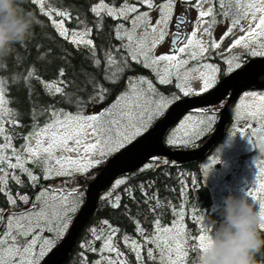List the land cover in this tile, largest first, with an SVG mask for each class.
Masks as SVG:
<instances>
[{"label":"snow or ice","instance_id":"obj_1","mask_svg":"<svg viewBox=\"0 0 264 264\" xmlns=\"http://www.w3.org/2000/svg\"><path fill=\"white\" fill-rule=\"evenodd\" d=\"M184 2L198 11L191 32L182 31V25L187 23L183 15L176 20L175 31H169L177 0H161L159 3L157 0H121L118 6L115 3H107L106 0H99L94 4L90 10L98 18L96 27L102 28L105 15L119 21L114 32L115 38L122 42L119 48L110 46L104 53V80L112 85L119 83L126 71L134 70L131 61L152 70L161 85L171 84L173 79H176V88L183 96L207 93L218 82L219 66L203 64L207 71H199L198 78L202 80V85L197 91L188 86L190 72L196 71L195 68L189 69L188 65L190 61L199 62L207 58L208 53L219 49L223 40L233 36L236 29L244 34L236 38L227 51L241 47L246 49L250 56L264 57V0ZM31 3L38 6L39 12L49 18L59 36L77 48L87 47L93 65L100 67L101 60L96 56V44L90 38L92 28L84 25L80 30H70L66 27V21L73 19L70 11L51 6L49 0H31ZM205 4L209 6L205 8ZM141 6H146L148 10L141 11ZM154 9L158 11L155 19L151 16ZM217 15L229 21L219 40L212 37V29L218 22ZM244 21H247V27L242 23ZM80 23L83 25L82 21ZM204 24H208V27H203ZM169 35L172 38V46L168 52L157 54L156 49ZM205 35L209 37L207 42L204 40ZM124 52L127 55H124ZM115 53H120L119 59ZM241 61L240 54L224 58L225 71L233 73L241 69ZM64 75V69L61 68L57 80L44 81L36 75L34 68H30L23 79L27 83L31 78H35L50 94H60L68 98L69 94L65 92L68 82L63 79ZM88 84L93 88L89 101L103 102L110 94L109 89L96 81L94 76L89 75ZM6 93V79L0 78V137L5 141L0 143V192L6 194L10 205H17L19 200L28 207L12 211L7 216L4 215V209L0 208V222L6 225L4 229H0V264H41L68 231L72 215L83 202L82 193L78 187L62 194L58 193L54 186H44L34 197L19 193L13 195L7 187L9 179L23 184L21 175H26L32 186L38 185L41 175H37L28 164L38 168L45 180L55 176L87 174L90 169L103 163L101 158L118 152L147 132L154 119L162 116L168 106L179 100L180 96L165 97L157 91L152 80L144 76H130L126 81V90L99 113L85 114L86 102L80 98L75 101V112L49 106L44 110L49 113V119L42 126L34 123L33 130L24 137L25 143L17 148L12 143V136L6 125L18 126L20 122L16 119L15 110L8 107L10 101ZM68 102L72 103L71 99ZM239 108L244 111L237 112L238 119L243 115L264 124V93H245ZM33 113L35 115V108ZM215 113L214 108H201L196 114H190L185 118V122L173 130L168 143L173 146L193 144L206 129L210 130L216 119ZM194 119V124L188 123ZM252 127L253 125H248L249 129ZM244 131L245 129H240L241 133ZM260 150L264 151V142L261 143ZM217 162L218 158L214 156L212 163ZM154 163L146 165L145 169L152 168ZM16 170H19L20 175ZM209 170L205 169V176ZM125 183L126 179H118L115 187ZM140 187L143 191L144 186ZM126 191L131 195V189ZM245 194L258 205L264 217V161H261L255 180ZM144 196L145 203L155 201V206H149V212L155 215L152 231L149 232L138 220H134L135 231L140 239L128 235L122 237L123 244L134 254L137 264H188L190 252H197L200 264H204L203 257L213 244L214 233L213 226L204 222L205 216L201 214L193 217L201 227L198 235L190 236L184 223L183 205L179 209L172 206L171 211L176 219L170 224H162L160 216L156 215L162 207L160 200L155 195L149 197L146 191ZM104 198L112 200L114 208L120 207V197L113 198L112 192L106 193ZM102 224L106 228L90 229L94 241H102L101 247L97 249L91 243L82 244L81 247L99 254L100 259L94 264H129L117 240L120 229L110 225L107 220ZM260 228L264 230V223H261ZM46 232L54 235L46 236ZM81 257L86 261L83 254Z\"/></svg>","mask_w":264,"mask_h":264},{"label":"trees","instance_id":"obj_2","mask_svg":"<svg viewBox=\"0 0 264 264\" xmlns=\"http://www.w3.org/2000/svg\"><path fill=\"white\" fill-rule=\"evenodd\" d=\"M98 2L99 0H49L51 6L71 12L73 19L66 21V27L70 30H80L84 25L92 28L90 38L94 40L96 56L101 60L99 68L93 65L92 56L87 47L80 46L77 48L59 36L57 30L51 25L49 18L39 12L38 6H34L31 0H19L22 10L25 13H31L35 18V23L28 37L22 42L15 43L11 53L0 59V78L6 79V95L10 101L8 107L15 110L16 119L20 122L18 126L6 125L12 136V143L17 148L25 143L24 137L33 130L34 123L42 126L49 119V113L44 111L49 106L75 112V101L80 98L86 102L84 105L86 113L97 105V102L89 101V96L93 94L92 85L88 84L89 75L94 76L96 81L109 89L110 94L102 102L105 106L109 105L120 93L126 90L125 80L128 75L144 76L152 80L156 79L152 70H146L141 65L130 61L134 70L126 71L120 78L119 83L112 85L104 80V53L110 46L119 48L122 42L115 38L114 32L119 21L105 15L102 21V28L98 29L96 27L98 18L90 9ZM106 2L115 3L118 6L121 0H106ZM157 2L159 3L161 0H157ZM145 8V6H141L140 10L144 11ZM81 21L83 25L80 23ZM115 54L117 59H119L120 53ZM123 54L127 55L126 52ZM247 55L249 54L247 53ZM214 61L220 62L219 59ZM220 64L223 66L221 69L223 73L220 75V78H222L225 75L226 68L223 62ZM30 68H34L36 75L44 81L57 80L60 69H64L65 75L63 79L68 82L65 92L69 94V97L66 98L60 94H50L41 82L35 78H31L26 83L23 77L27 75ZM156 88L165 97L170 98L172 95H179L180 99L185 97L179 92L174 83L156 85ZM69 99H71L72 103L68 102ZM33 108H35V115ZM172 132L173 129H170L165 136V141L171 148L194 149L201 143L196 140L188 146L170 145L168 144V139ZM254 154L262 155L261 157L264 161V151H261L260 148L255 149ZM106 162L107 160L92 168L88 176H91V178L92 176L93 178L98 176L104 169ZM153 162L155 163L152 168L145 169L146 165ZM146 165L132 173L120 176L119 179H126L125 184L120 185L118 188L114 184L100 195L96 210L82 228L72 252L63 264H94L95 261L99 260L100 256L97 252L88 251L86 248H82L81 245L91 243L97 249L101 247L102 241H94L90 229L106 228L102 224L105 220L110 225L120 229L117 234L119 247L126 253L131 264H137L134 254L123 244L122 237L128 235L138 240L140 239L135 231L134 220H138L149 232L152 231L155 215L149 212V206H155V201L150 200L145 203L144 191L148 193L149 197L155 195L160 200L162 207L158 209L156 215L160 216L162 224H170L173 219H176L175 214L171 211L172 206H176L179 209L183 205L185 209L184 223L187 225V232L190 236L199 234L201 225L193 217L201 214L205 216L204 222L212 225L215 230L219 218L218 206L224 197L234 192L229 189L220 190L219 188H214L205 176L202 160L172 164L165 157H153L149 159ZM27 166L33 168L37 175L42 176L38 168H34L32 164ZM16 172L20 175L19 170H16ZM23 181V184L13 183L14 188L11 191L15 194L28 191L30 189L28 180L24 179ZM141 185L144 186L143 191L141 190ZM126 189H131V195ZM108 192H112L113 198L115 196L120 197L119 208H114L112 200L104 198ZM81 193L83 202L72 215L73 217L77 216L86 200L85 191H81ZM8 206L6 195L0 192V208L6 210ZM61 241L62 238L57 244ZM81 254L86 257V261L82 260ZM146 264H151V262H146ZM188 264H200L197 252L189 253ZM255 264H264V247L255 254Z\"/></svg>","mask_w":264,"mask_h":264},{"label":"water","instance_id":"obj_3","mask_svg":"<svg viewBox=\"0 0 264 264\" xmlns=\"http://www.w3.org/2000/svg\"><path fill=\"white\" fill-rule=\"evenodd\" d=\"M179 17L177 16L176 20ZM263 76L264 57L250 59L241 69L225 77L207 93L186 97L172 103L166 114L147 132L110 157L105 163L102 172L91 182L84 176L75 178L72 185H70L71 181L69 178L50 182L54 187L64 184L66 190L78 187V190L86 188L87 192L86 200L74 218L68 234L44 258L41 264H63L66 261L77 242L82 228L96 210L100 195L111 188L120 176L142 168L153 157H165L172 164L203 160L209 150L223 139L225 126L229 125L233 119L234 109L240 95L255 86L264 88V80H260ZM241 80L242 82H240ZM228 95L226 104L220 110L221 116L215 132L202 146L194 149H177L167 145L165 141L167 132L179 124L190 110L221 102Z\"/></svg>","mask_w":264,"mask_h":264},{"label":"rangeland","instance_id":"obj_4","mask_svg":"<svg viewBox=\"0 0 264 264\" xmlns=\"http://www.w3.org/2000/svg\"><path fill=\"white\" fill-rule=\"evenodd\" d=\"M188 5H189L188 3H182L180 0H177L175 9H174L172 24L170 25V28H169L170 33L174 31L173 24L174 22H176V17L178 16V14H181L183 11H185ZM147 10L148 9L146 7L144 11H147ZM189 12L193 18L196 17V8L191 7V10L189 9ZM157 15H158L157 10L154 9L151 11V16L153 17V19H155ZM243 23L245 27H247V21H244ZM193 26L194 25L191 24V27L189 28L190 32L193 30ZM203 27H207V24H204ZM225 31L226 29H224V26L216 28L214 32V35H215L214 39L219 40L223 36ZM243 34L244 33H242L239 30V32H237L233 36L223 40V43L220 46L222 56L229 55L230 57L231 54H233L236 51L238 52L240 51L241 53H247V50L241 47L233 48L231 52L227 51V49L229 48V45L236 38H238L240 35H243ZM204 40L205 42H207L209 40V37L205 35ZM170 43H171V35H169V37L166 38L165 42L156 49V53L161 54V53L168 52L171 46ZM220 48L217 50H220ZM247 56L252 57L250 55H247ZM188 68L193 69L192 67H188ZM195 69L196 71L190 72L188 86L198 91L202 85V80L198 78V73L199 71H207V69L203 68V65L200 67H196ZM175 83L177 84L178 82L176 81ZM253 91L258 92V93H264V89L253 90ZM253 91H247V92H253ZM244 94L238 100L235 106V109H234L235 118L231 125L232 133L230 134V138L228 139V142L222 145V147L214 155L215 157L218 158V162L215 164L212 163L213 157H214L213 156L208 161L203 163L204 170L206 168L210 169L206 177L211 182L214 188H219L220 190L229 189L237 195L245 193L246 190L252 186L255 180L256 173L259 167L261 166V161H263L261 157L262 155H256L254 154V151H255V147L260 148L261 143L264 142V124H261L259 120L253 121L251 119H248L247 117L243 115L239 119L237 118V112L244 111L243 109L239 108L242 99H244ZM115 100H113L109 105H106V106L102 104V102H97V105H95L85 114L99 113L102 109L108 108ZM221 102H218V103H215V105L214 104L212 105H214L215 108L222 107L223 103ZM167 109L164 111L163 115H165V112L167 111ZM162 116H159L156 119H154L151 125H153L155 121L158 120ZM185 118L179 123V125L182 122H185ZM188 123L194 124L195 119ZM249 124L253 125V127L250 129L248 128ZM178 126H176L174 129H176ZM241 128L245 129L243 133L240 132ZM233 133H236V135H233ZM202 139L203 137L198 140H202ZM4 142L5 141L3 137H0V143H4ZM116 153L117 152L112 153L101 159H103V161L105 160L108 161L109 158L115 155ZM89 172L87 174L76 173V174H73L72 176H75L76 178L84 176V177H87V179H89L90 181H92L97 176H95L94 178L92 176L91 178V176H88ZM55 177H58V176H55ZM74 218L75 217L72 216V221H71L70 226H72ZM67 234H68V231L64 234V236L62 237V240L66 237ZM127 260L129 264H131L128 257H127Z\"/></svg>","mask_w":264,"mask_h":264},{"label":"clouds","instance_id":"obj_5","mask_svg":"<svg viewBox=\"0 0 264 264\" xmlns=\"http://www.w3.org/2000/svg\"><path fill=\"white\" fill-rule=\"evenodd\" d=\"M35 18L25 13L19 0H0V59L8 56L17 42L30 34ZM219 218L212 246L204 264H255V254L264 247V217L245 194H229L218 206Z\"/></svg>","mask_w":264,"mask_h":264},{"label":"flooded vegetation","instance_id":"obj_6","mask_svg":"<svg viewBox=\"0 0 264 264\" xmlns=\"http://www.w3.org/2000/svg\"><path fill=\"white\" fill-rule=\"evenodd\" d=\"M182 3H185L184 2V0H180ZM193 2H194V0H193ZM209 5H207V4H205L204 5V7L205 8H207ZM195 8V7H194ZM217 8H218V5H217ZM189 9L191 10V6L190 5H188L187 7H186V10L185 11H183L181 14H178V16H184L185 18H186V20H187V23H185L184 25H182V31H185V32H190V30H189V28L191 27V24L192 25H194V22L196 21V19H197V16H198V11H197V9H196V17L195 18H193L192 16H191V14H190V12H189ZM206 19H210V18H206ZM216 19H217V23L214 25V27H213V29H212V37L213 38H215V35H214V32H215V29L216 28H218V27H222V26H224V29H227V26H228V22L229 21H227V20H225L223 17H221V16H219V15H217V17H216ZM243 23V22H242ZM174 31H175V22H174ZM207 27H208V24H207ZM173 31V32H174ZM237 32H239V29H236V30H234V34H236ZM170 45L172 46V38H171V43H170ZM170 46V47H171ZM237 54H240V55H242V61H241V63H242V67L245 65V64H247V62L250 60V59H253V58H257V57H249V59H248V56H247V53H241L240 51L238 52V51H236V52H234L233 54H231V56L232 55H237ZM222 53H221V48H220V50H217V49H213V50H211L209 53H208V55H207V58H204V59H201L199 62H197V61H190V63H189V65H188V67H192V68H196V67H200V66H202L203 64H214V65H217V66H219V68H220V73L218 74V82H217V84L216 85H218L225 77H227L228 75H230L231 73H228L227 74V72L225 71V75H224V77H222V78H220L221 76V73H223L222 72V65L220 64L221 62H223L224 63V58H227V57H229V55L228 56H222ZM217 59H219V61L220 62H215L214 60H217ZM224 67L226 68V65H225V63H224ZM224 68V69H225ZM146 70H147V68H145ZM148 70H150V69H148ZM153 72V71H152ZM153 74H154V72H153ZM131 75H128L127 77H130ZM153 76H155V74L153 75ZM155 78H156V76H155ZM128 79V78H127ZM127 79L125 80V81H127ZM148 79H150V78H148ZM150 80H152V79H150ZM261 81H263L264 80V76L263 77H261V79H260ZM177 80L176 79H173V82L172 83H174L175 85H176V82ZM152 82H153V84L156 86V85H160L159 83H158V81H157V78L155 79V80H152ZM178 82V81H177ZM240 82H242V80L240 81ZM215 85V86H216ZM214 86V87H215ZM213 87V88H214ZM259 89H264V88H262V87H260V86H255V87H252L251 89H249V90H247V91H253V90H259ZM247 91H245V92H243L241 95H240V97H239V99L241 98V96L244 94V93H246ZM203 94V93H202ZM201 95V94H200ZM194 96H197V95H193L192 97H194ZM199 96V95H198ZM186 97H190V96H185V97H183V98H186ZM228 97H229V95L225 98V99H223L222 100V102L221 103H223V106L226 104V102H227V100H228ZM183 98H181V99H183ZM238 99V100H239ZM174 103V102H173ZM215 105V104H214ZM214 105H208V106H202V107H197V108H194V109H192V110H190L189 112H188V114L185 116V117H187V116H189L190 114H196L197 112H198V110L199 109H201V108H208L209 110H211V109H216V113H215V115H216V119H215V121L213 122V124L211 125V128H210V130H208V129H206L205 130V132L202 134V136L200 137V138H202L203 137V139L202 140H198V141H200V142H202V143H200L198 146H196L195 148H197V147H200V146H202L203 145V143H205L211 136H212V134L215 132V130H216V128H217V125H218V122H219V119H220V116H221V113H220V110L222 109V107H217V108H215L214 107ZM170 107V106H169ZM169 107H168V109H169ZM167 109V110H168ZM167 112V111H166ZM166 112H165V114H166ZM164 116V115H163ZM162 116V117H163ZM184 117V118H185ZM183 118V119H184ZM234 118H235V113H234V115H233V119H232V121L230 122V124L229 125H226L225 126V129H224V136H223V139L217 144V145H215V146H213L210 150H209V153L203 158V163L204 162H206V161H208L210 158H212L215 154H216V152H218V150L222 147V145H224V144H226L227 142H228V139L230 138V134L232 133L231 132V125H232V123H233V120H234ZM182 119V120H183ZM181 120V121H182ZM157 121V120H156ZM155 121V122H156ZM179 125V124H178ZM178 125H176V126H178ZM176 126H174V127H172L171 129H173L174 130V128L176 127ZM170 131V130H169ZM199 138V139H200ZM169 144V143H168ZM258 147H255V149H257ZM177 149H180V148H177ZM65 178H69L70 179V185H72L73 184V182H74V180H75V176H58V177H54V178H52V179H49V180H45V179H43V177L41 176V179H40V181H39V183H38V185H36V186H32L29 182H28V185L30 186V189L28 190V191H25L24 193H21V195H24V194H27L29 197H34L39 191H40V189H41V187H44V186H49V187H53L51 184H50V182H52V181H58V180H61V179H65ZM21 179L22 180H24V179H27V176L26 175H21ZM89 180V179H88ZM89 182H91L90 180H89ZM17 184V183H15V181H13V180H11V179H9V182H8V189L11 191V189H13L14 187H13V185L14 184ZM56 188V190H57V192L58 193H64V194H67L68 192H69V190H66L65 189V187H64V184H62V185H60V186H57V187H55ZM80 192L81 191H85V193L87 192V189L85 188V189H83V190H79ZM11 193L13 194V195H15V193L13 192V191H11ZM5 194V193H4ZM6 195V194H5ZM6 198H7V196H6ZM8 200V199H7ZM8 204H9V202H8ZM26 207H28V205H25L24 203H22V202H20L19 200L17 201V205H15V206H12V205H10L9 204V206L6 208V210H4V215L5 216H7L10 212H12V211H20V210H23V209H25ZM6 227V225H5V223L4 222H0V229H4ZM70 227L71 226H69V229H70ZM69 229H68V231H69ZM45 235L46 236H49V237H51L52 235H54L53 233H45ZM58 245V244H57ZM56 245V246H57ZM55 246V247H56ZM54 247V248H55ZM53 248V249H54ZM52 249V250H53ZM50 253V252H49ZM48 253V254H49ZM44 260V259H43ZM42 260V261H43ZM41 261V262H42Z\"/></svg>","mask_w":264,"mask_h":264}]
</instances>
